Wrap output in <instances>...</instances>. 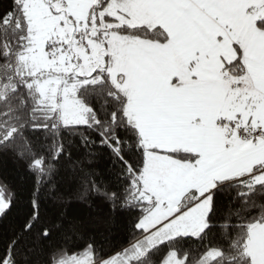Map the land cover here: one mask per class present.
I'll list each match as a JSON object with an SVG mask.
<instances>
[{
    "label": "snow or ice",
    "instance_id": "snow-or-ice-1",
    "mask_svg": "<svg viewBox=\"0 0 264 264\" xmlns=\"http://www.w3.org/2000/svg\"><path fill=\"white\" fill-rule=\"evenodd\" d=\"M0 264H264V0H0Z\"/></svg>",
    "mask_w": 264,
    "mask_h": 264
},
{
    "label": "trees",
    "instance_id": "trees-1",
    "mask_svg": "<svg viewBox=\"0 0 264 264\" xmlns=\"http://www.w3.org/2000/svg\"><path fill=\"white\" fill-rule=\"evenodd\" d=\"M100 163L101 166H103V161ZM6 167L19 184H25V181L22 178V173L17 171L18 166L16 164L9 160L7 161ZM92 211L96 214L97 219L103 220L105 214L107 213V208L103 204L97 203L93 206ZM18 215L19 212L16 214V216ZM16 216H14L13 219H15ZM98 231L102 234L100 237L102 240L104 237L107 238L104 242L108 250H111L112 247H119L127 237L125 220L122 217H117L114 224L101 223Z\"/></svg>",
    "mask_w": 264,
    "mask_h": 264
}]
</instances>
